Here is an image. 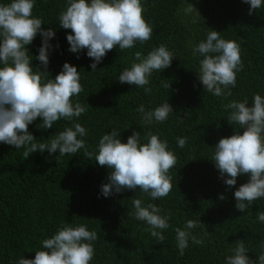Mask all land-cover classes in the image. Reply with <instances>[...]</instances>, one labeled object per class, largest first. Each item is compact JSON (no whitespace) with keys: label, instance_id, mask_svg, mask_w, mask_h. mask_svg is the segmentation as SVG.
<instances>
[{"label":"trees","instance_id":"obj_1","mask_svg":"<svg viewBox=\"0 0 264 264\" xmlns=\"http://www.w3.org/2000/svg\"><path fill=\"white\" fill-rule=\"evenodd\" d=\"M9 2L0 0V4ZM141 3L144 18L153 29L151 40L137 42L124 51L117 46L92 72L93 60L87 56V49L70 52L66 37L71 30L59 27L58 16L67 0H34L33 17L42 19L44 30L51 28L55 33L49 40V78L54 79L66 62L77 67L84 90L72 100L89 106L79 118L61 119L51 129L39 128L42 120L37 118L28 131L36 143H47L59 131L80 123L87 135L78 138L93 152L98 149L99 139L113 129L120 132L123 143L133 131L140 132L141 143H146L145 134L151 131L167 141L168 149L176 156L177 163L169 171L172 191L156 200L139 188L105 197L101 186L108 182L110 170L95 162L94 157L85 158L83 149L64 156L36 151L25 159L23 147L16 149L0 142V264H16L22 256L33 259L42 240L65 224H83L89 231L97 232L90 264H225V257L232 255L237 240L244 241L250 259L256 260L260 254L264 223L257 220V214L264 212V199L256 200L243 213L236 210L234 192L249 177L238 176L237 184L230 188L220 178L211 158L213 147L221 138L244 131L229 124L230 110L225 111L222 105L247 99L251 106L254 93L264 96V4L249 15L250 5L242 0ZM188 3L198 11L185 14ZM211 30L240 44L243 70L237 73L236 87L227 99L204 92L196 74L203 57L194 58L192 46L205 40ZM161 44L174 54V59L169 68L152 73L151 94L119 82L118 75L131 66L135 52L146 56ZM41 46L39 33L25 46L32 56L34 71H45L36 59ZM169 83L170 88H165L164 84ZM166 101L174 111L165 122L142 124V114L136 111L139 105L151 110ZM178 137L187 138L184 148L178 147ZM221 194L225 199H219ZM133 199H141L144 206L155 204L163 209L161 215L171 213L162 244L146 230L149 226L144 221L131 217ZM189 219L202 222L191 231L204 242L195 245L189 240L181 256L175 229H183Z\"/></svg>","mask_w":264,"mask_h":264},{"label":"clouds","instance_id":"obj_2","mask_svg":"<svg viewBox=\"0 0 264 264\" xmlns=\"http://www.w3.org/2000/svg\"><path fill=\"white\" fill-rule=\"evenodd\" d=\"M249 4L248 14L260 9L264 0H242ZM34 0H10L0 4V142L23 147L26 158L30 154L48 151L49 155H74L81 149L83 156L95 158L100 166H106L110 172L107 183L102 184V195L108 197L122 190L139 188L151 199H162L172 191V177L169 171L177 159L168 149L167 141H162L157 134L148 131L146 143H141V134L133 131L126 143L121 142L119 133L113 129L105 133L98 143L96 152L89 151L83 139L86 129L80 123H73L59 131L47 143H36V138L28 131V126L37 118L42 129H51L57 121H72L87 111L89 105L73 103L72 98L84 90L80 83V72L70 63H64L62 70L54 79L46 71L49 63V40L55 33L51 28L44 30V22L33 17ZM185 14L198 11L188 3ZM59 27L70 29L66 39L69 51L78 53L87 49V56L93 60L90 67L97 70L106 54L118 46L120 51L131 49L137 42L144 44L151 40L153 29L144 18L141 0H67L66 8L58 16ZM42 36V46L36 59L45 71L33 70L32 56L26 45L32 43L37 34ZM240 44L221 37L220 32L211 30L206 39L192 46V55L199 59L197 78L203 85L204 92L227 99L236 87L237 73L243 70ZM174 54L166 45L153 48L146 56L137 51L133 54L130 67L118 75L120 83L143 88L145 94H151L150 77L154 71L161 72L171 66ZM169 89V84H164ZM230 110L229 124L244 129L236 131L230 137L221 138L213 147L211 160L220 173L223 182L231 187L237 184V177L247 175L248 182L240 185L234 192L235 208L245 212L258 199H264V96L254 93L251 106L249 101L230 100L222 105ZM141 113L144 125L165 122L173 107L166 101L151 110H145L143 104L136 109ZM177 145L184 148L187 138H177ZM225 199L224 195L219 196ZM134 211L131 217L144 221L159 243L166 237L163 230L170 227L171 213L161 215L163 211L155 204L143 205L141 199H133ZM257 220L264 223V212H258ZM202 222L187 220L184 228L175 229L176 247L184 255L189 240L195 245H202L203 238H198L191 230ZM98 239L96 231H89L86 225L60 226L50 237L42 240L40 250L35 251L33 259L20 257L16 264H90L94 257L93 243ZM260 254L256 260L250 259L243 240H237L231 250L232 255L225 257V264H264V240H261Z\"/></svg>","mask_w":264,"mask_h":264}]
</instances>
